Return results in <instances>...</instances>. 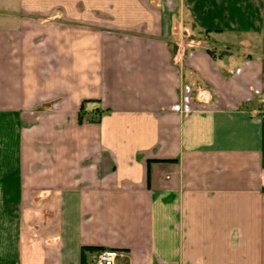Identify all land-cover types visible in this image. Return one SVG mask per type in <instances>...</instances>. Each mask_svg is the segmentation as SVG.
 <instances>
[{"label": "crops", "instance_id": "0c3cea01", "mask_svg": "<svg viewBox=\"0 0 264 264\" xmlns=\"http://www.w3.org/2000/svg\"><path fill=\"white\" fill-rule=\"evenodd\" d=\"M101 250L264 264V0H0V264Z\"/></svg>", "mask_w": 264, "mask_h": 264}, {"label": "rangeland", "instance_id": "374dc122", "mask_svg": "<svg viewBox=\"0 0 264 264\" xmlns=\"http://www.w3.org/2000/svg\"><path fill=\"white\" fill-rule=\"evenodd\" d=\"M189 33H191V32H189ZM192 34H195V31L192 30ZM200 38H201V41H202V45L203 46H207L211 50H213V47H212L213 45H212V42H211L212 40L210 39L209 36L208 37H205V36L202 35ZM226 38L228 39V37H226ZM239 41H241V39ZM252 42H254V40L246 41V42L243 43L242 41L241 42H237V40H235V39L233 40V39L230 38V39H228V44L227 45L229 46V49L232 52L231 48H234L235 49L237 47L238 49H241V48L246 47L247 45H251ZM253 49H254V47H253ZM216 51H217V53L223 52L224 51V47H221L220 46V47H218L216 49ZM186 86H185L186 87L185 88L186 89V92H185L186 97L192 99V86L190 84H186Z\"/></svg>", "mask_w": 264, "mask_h": 264}, {"label": "built area", "instance_id": "2783aa9c", "mask_svg": "<svg viewBox=\"0 0 264 264\" xmlns=\"http://www.w3.org/2000/svg\"><path fill=\"white\" fill-rule=\"evenodd\" d=\"M116 254L115 250H101L94 258L93 264H114Z\"/></svg>", "mask_w": 264, "mask_h": 264}, {"label": "trees", "instance_id": "16d2710c", "mask_svg": "<svg viewBox=\"0 0 264 264\" xmlns=\"http://www.w3.org/2000/svg\"><path fill=\"white\" fill-rule=\"evenodd\" d=\"M80 111H81V112L79 113V120H81V116H82V106L80 107ZM82 249H83V251H84L86 248L83 247ZM88 249H89V248H88Z\"/></svg>", "mask_w": 264, "mask_h": 264}]
</instances>
